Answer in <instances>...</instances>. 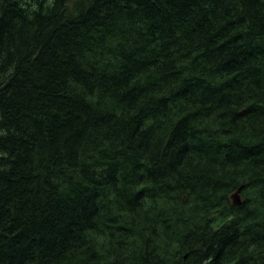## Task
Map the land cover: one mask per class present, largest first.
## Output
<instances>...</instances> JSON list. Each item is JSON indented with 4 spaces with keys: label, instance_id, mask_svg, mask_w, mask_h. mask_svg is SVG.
<instances>
[{
    "label": "trees",
    "instance_id": "trees-1",
    "mask_svg": "<svg viewBox=\"0 0 264 264\" xmlns=\"http://www.w3.org/2000/svg\"><path fill=\"white\" fill-rule=\"evenodd\" d=\"M0 264H264V0H0Z\"/></svg>",
    "mask_w": 264,
    "mask_h": 264
},
{
    "label": "water",
    "instance_id": "water-1",
    "mask_svg": "<svg viewBox=\"0 0 264 264\" xmlns=\"http://www.w3.org/2000/svg\"><path fill=\"white\" fill-rule=\"evenodd\" d=\"M239 190H240V187L237 189V191H239ZM233 199H234L235 202H239V198H238L237 193L233 194Z\"/></svg>",
    "mask_w": 264,
    "mask_h": 264
}]
</instances>
